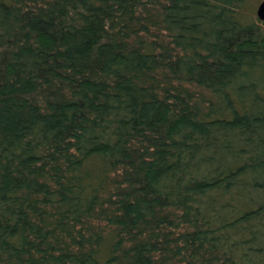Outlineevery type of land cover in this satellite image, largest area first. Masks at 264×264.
Segmentation results:
<instances>
[{"label":"trees","instance_id":"16d2710c","mask_svg":"<svg viewBox=\"0 0 264 264\" xmlns=\"http://www.w3.org/2000/svg\"><path fill=\"white\" fill-rule=\"evenodd\" d=\"M246 2L0 0V264H264Z\"/></svg>","mask_w":264,"mask_h":264},{"label":"rangeland","instance_id":"374dc122","mask_svg":"<svg viewBox=\"0 0 264 264\" xmlns=\"http://www.w3.org/2000/svg\"><path fill=\"white\" fill-rule=\"evenodd\" d=\"M263 1L264 0H247L244 10L251 16L252 20L258 21L257 9Z\"/></svg>","mask_w":264,"mask_h":264},{"label":"water","instance_id":"95a60500","mask_svg":"<svg viewBox=\"0 0 264 264\" xmlns=\"http://www.w3.org/2000/svg\"><path fill=\"white\" fill-rule=\"evenodd\" d=\"M257 17L260 21L264 23V1L258 6Z\"/></svg>","mask_w":264,"mask_h":264}]
</instances>
